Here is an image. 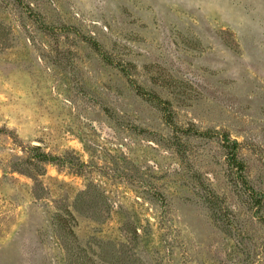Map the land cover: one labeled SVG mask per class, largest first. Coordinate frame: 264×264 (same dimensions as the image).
Masks as SVG:
<instances>
[{"label":"rangeland","instance_id":"rangeland-1","mask_svg":"<svg viewBox=\"0 0 264 264\" xmlns=\"http://www.w3.org/2000/svg\"><path fill=\"white\" fill-rule=\"evenodd\" d=\"M0 264H264V0H0Z\"/></svg>","mask_w":264,"mask_h":264}]
</instances>
